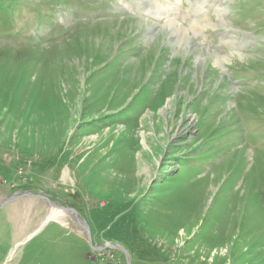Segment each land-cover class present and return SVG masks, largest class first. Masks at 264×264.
Returning <instances> with one entry per match:
<instances>
[{"label": "rangeland", "instance_id": "374dc122", "mask_svg": "<svg viewBox=\"0 0 264 264\" xmlns=\"http://www.w3.org/2000/svg\"><path fill=\"white\" fill-rule=\"evenodd\" d=\"M22 193L0 264H264V0H0Z\"/></svg>", "mask_w": 264, "mask_h": 264}, {"label": "water", "instance_id": "95a60500", "mask_svg": "<svg viewBox=\"0 0 264 264\" xmlns=\"http://www.w3.org/2000/svg\"><path fill=\"white\" fill-rule=\"evenodd\" d=\"M27 196H30L29 194L27 193H22V194H17V195H14L12 196L11 198L7 199V200H4L0 203V210L4 209L7 205L9 204H12L18 200H20L21 198H24V197H27ZM39 198L45 200V202H47V204L51 207H56L58 209H62V210H65L66 212H73L76 217L78 218V213L74 210V209H68V208H63V207H60V206H56L55 204H53L47 197H44V196H38ZM78 223L79 224H82V226L85 228L86 230V233H87V240L88 242L92 245V238H91V233H90V230H89V227L86 225L85 222H81L79 219H78ZM44 226V225H43ZM114 247L113 246H105L104 248H95V250H104V249H113Z\"/></svg>", "mask_w": 264, "mask_h": 264}, {"label": "bare ground", "instance_id": "6f19581e", "mask_svg": "<svg viewBox=\"0 0 264 264\" xmlns=\"http://www.w3.org/2000/svg\"><path fill=\"white\" fill-rule=\"evenodd\" d=\"M179 12V10H177ZM92 139V138H91ZM95 139V137L93 138ZM146 143L145 137L143 138V144ZM67 213L65 210H60L56 207H52L43 221V224H47L49 222H56L60 224L61 226L68 227V222L66 220Z\"/></svg>", "mask_w": 264, "mask_h": 264}, {"label": "flooded vegetation", "instance_id": "af4514ba", "mask_svg": "<svg viewBox=\"0 0 264 264\" xmlns=\"http://www.w3.org/2000/svg\"><path fill=\"white\" fill-rule=\"evenodd\" d=\"M115 248V247H114ZM98 249V248H97Z\"/></svg>", "mask_w": 264, "mask_h": 264}]
</instances>
